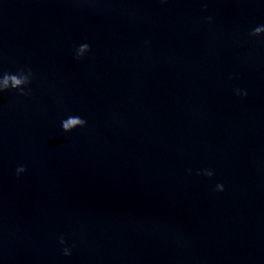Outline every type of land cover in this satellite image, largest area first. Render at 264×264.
Here are the masks:
<instances>
[{"label": "water", "instance_id": "95a60500", "mask_svg": "<svg viewBox=\"0 0 264 264\" xmlns=\"http://www.w3.org/2000/svg\"><path fill=\"white\" fill-rule=\"evenodd\" d=\"M262 25L264 0H0V76L32 73L0 92V264H264Z\"/></svg>", "mask_w": 264, "mask_h": 264}, {"label": "clouds", "instance_id": "9594fccd", "mask_svg": "<svg viewBox=\"0 0 264 264\" xmlns=\"http://www.w3.org/2000/svg\"><path fill=\"white\" fill-rule=\"evenodd\" d=\"M211 19V18H209ZM261 33H264V25L262 26H258L256 28H254L252 30V32L250 33V35L256 36L259 35ZM90 46L85 43V44H81L78 49H77V58L81 57L84 55V53H86L87 51H89ZM32 73H31V69H20L18 74H12V73H4L2 76H0V92L8 90V89H18L21 95H27L30 94V90L29 92H25V89L23 86H26L30 83V77H31ZM238 94L240 93V90H237ZM243 95H246L247 93L244 92L242 93ZM87 122L80 118L79 116H70L67 119L62 121V128L64 131H71L72 129L76 128L77 126H81L83 127ZM25 166L20 165L17 168V173H22L24 172ZM205 175L211 177L213 175V172L211 170H205ZM216 190L217 191H223L224 190V185L223 184H217L216 185ZM60 242L63 244L64 243V239L63 237H61ZM64 254L65 255H71V250L68 248L64 249Z\"/></svg>", "mask_w": 264, "mask_h": 264}]
</instances>
